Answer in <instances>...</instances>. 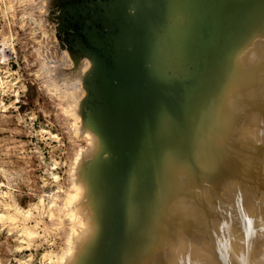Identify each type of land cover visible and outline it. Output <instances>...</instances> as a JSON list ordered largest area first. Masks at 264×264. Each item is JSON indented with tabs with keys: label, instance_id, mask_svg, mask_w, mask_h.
<instances>
[{
	"label": "bare ground",
	"instance_id": "bare-ground-1",
	"mask_svg": "<svg viewBox=\"0 0 264 264\" xmlns=\"http://www.w3.org/2000/svg\"><path fill=\"white\" fill-rule=\"evenodd\" d=\"M50 1L88 62L55 264H264V0Z\"/></svg>",
	"mask_w": 264,
	"mask_h": 264
},
{
	"label": "rangeland",
	"instance_id": "rangeland-1",
	"mask_svg": "<svg viewBox=\"0 0 264 264\" xmlns=\"http://www.w3.org/2000/svg\"><path fill=\"white\" fill-rule=\"evenodd\" d=\"M51 3L0 0V264H55L72 226L62 201L87 148L74 123L88 62L69 55Z\"/></svg>",
	"mask_w": 264,
	"mask_h": 264
},
{
	"label": "built area",
	"instance_id": "built-area-1",
	"mask_svg": "<svg viewBox=\"0 0 264 264\" xmlns=\"http://www.w3.org/2000/svg\"><path fill=\"white\" fill-rule=\"evenodd\" d=\"M6 55H7V48L5 47V45H1L0 46V66L1 65L5 66L7 64V63L5 64V61L7 60ZM2 58H3V60H2Z\"/></svg>",
	"mask_w": 264,
	"mask_h": 264
}]
</instances>
